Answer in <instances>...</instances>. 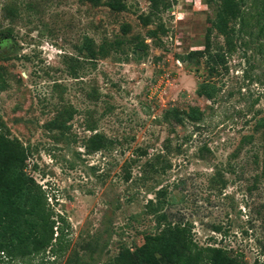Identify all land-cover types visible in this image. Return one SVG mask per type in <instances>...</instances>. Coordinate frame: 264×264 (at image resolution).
Segmentation results:
<instances>
[{"label": "rangeland", "instance_id": "rangeland-1", "mask_svg": "<svg viewBox=\"0 0 264 264\" xmlns=\"http://www.w3.org/2000/svg\"><path fill=\"white\" fill-rule=\"evenodd\" d=\"M234 1L0 0V133L63 231L0 264H115L168 224L264 264V0Z\"/></svg>", "mask_w": 264, "mask_h": 264}, {"label": "trees", "instance_id": "trees-1", "mask_svg": "<svg viewBox=\"0 0 264 264\" xmlns=\"http://www.w3.org/2000/svg\"><path fill=\"white\" fill-rule=\"evenodd\" d=\"M223 1L220 15L236 18L235 1ZM219 32L227 36L222 29ZM207 59L208 64L214 62L210 55ZM200 88L202 95L211 97L207 85ZM167 115L179 118L177 111H168ZM199 115L195 108L187 113L192 122L198 121ZM25 161L21 146L0 133V258L7 262H23L47 248L53 250V244L59 243L63 236L59 227L54 232L56 221L47 207L45 193L25 175ZM115 264H240V261L225 249L196 245L185 226L168 224L164 235L146 237L145 243L133 253L124 250Z\"/></svg>", "mask_w": 264, "mask_h": 264}, {"label": "flooded vegetation", "instance_id": "flooded-vegetation-1", "mask_svg": "<svg viewBox=\"0 0 264 264\" xmlns=\"http://www.w3.org/2000/svg\"><path fill=\"white\" fill-rule=\"evenodd\" d=\"M6 42V39H3L0 41V51L2 50L3 44Z\"/></svg>", "mask_w": 264, "mask_h": 264}]
</instances>
